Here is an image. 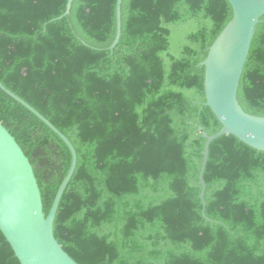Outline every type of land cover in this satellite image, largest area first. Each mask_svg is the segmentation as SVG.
<instances>
[{"label":"trees","instance_id":"16d2710c","mask_svg":"<svg viewBox=\"0 0 264 264\" xmlns=\"http://www.w3.org/2000/svg\"><path fill=\"white\" fill-rule=\"evenodd\" d=\"M0 0V83L72 144L53 233L77 264H264V152L205 106L227 0ZM264 117V17L237 91ZM0 123L32 165L48 215L71 153L0 89ZM0 264H20L0 231Z\"/></svg>","mask_w":264,"mask_h":264},{"label":"water","instance_id":"95a60500","mask_svg":"<svg viewBox=\"0 0 264 264\" xmlns=\"http://www.w3.org/2000/svg\"><path fill=\"white\" fill-rule=\"evenodd\" d=\"M68 0L65 15L69 14ZM116 4V35L110 50L121 35L120 6ZM233 11L231 22L209 48L204 67L205 106L210 108L221 130L205 139L199 174L203 205L206 185L204 172L210 144L224 135H233L242 143L264 152V117L245 113L237 101V91L247 62L255 29L264 17V0H227ZM0 89L40 119L67 146L71 153L69 171L62 181L47 216L41 193L28 158L15 139L0 123V231L20 264H77L58 244L53 233L55 215L62 195L77 165V155L70 141L30 105L0 83Z\"/></svg>","mask_w":264,"mask_h":264}]
</instances>
